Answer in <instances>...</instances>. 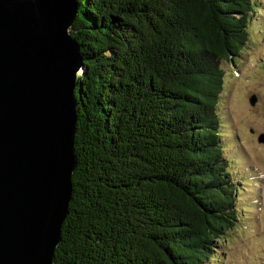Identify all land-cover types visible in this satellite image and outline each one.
<instances>
[{
    "label": "trees",
    "instance_id": "obj_1",
    "mask_svg": "<svg viewBox=\"0 0 264 264\" xmlns=\"http://www.w3.org/2000/svg\"><path fill=\"white\" fill-rule=\"evenodd\" d=\"M262 1L77 0V167L56 264L217 259L245 189L223 144L222 62Z\"/></svg>",
    "mask_w": 264,
    "mask_h": 264
},
{
    "label": "water",
    "instance_id": "obj_2",
    "mask_svg": "<svg viewBox=\"0 0 264 264\" xmlns=\"http://www.w3.org/2000/svg\"><path fill=\"white\" fill-rule=\"evenodd\" d=\"M77 14V0H0V264H56L77 167Z\"/></svg>",
    "mask_w": 264,
    "mask_h": 264
},
{
    "label": "rangeland",
    "instance_id": "obj_3",
    "mask_svg": "<svg viewBox=\"0 0 264 264\" xmlns=\"http://www.w3.org/2000/svg\"><path fill=\"white\" fill-rule=\"evenodd\" d=\"M257 8L262 10L252 15L242 54L232 63L222 62L223 144L230 170L245 189L237 193L242 208L237 228L219 244V255L209 264H264V144L258 142L264 134V1Z\"/></svg>",
    "mask_w": 264,
    "mask_h": 264
}]
</instances>
